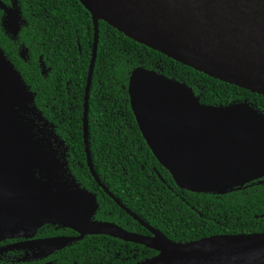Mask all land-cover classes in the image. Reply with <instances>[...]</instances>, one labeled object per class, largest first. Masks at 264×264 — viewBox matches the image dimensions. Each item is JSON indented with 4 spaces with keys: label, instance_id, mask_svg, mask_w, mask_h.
Returning a JSON list of instances; mask_svg holds the SVG:
<instances>
[{
    "label": "water",
    "instance_id": "1",
    "mask_svg": "<svg viewBox=\"0 0 264 264\" xmlns=\"http://www.w3.org/2000/svg\"><path fill=\"white\" fill-rule=\"evenodd\" d=\"M79 1L94 26L83 113L87 166L99 186L152 235L92 220L99 208L96 195L70 172L68 148L61 157L54 150L52 141L64 142L0 48V241L53 224L80 236L42 243L48 251L86 235H105L158 252L137 264H264V233L174 242L126 209L94 169L88 119L100 21L176 62L264 97V0ZM0 7L4 28L17 36L24 21L16 0L11 8L0 1ZM128 94L148 147L180 189L225 194L264 176V115L250 104L203 105L192 88L142 67L132 72Z\"/></svg>",
    "mask_w": 264,
    "mask_h": 264
},
{
    "label": "trees",
    "instance_id": "2",
    "mask_svg": "<svg viewBox=\"0 0 264 264\" xmlns=\"http://www.w3.org/2000/svg\"><path fill=\"white\" fill-rule=\"evenodd\" d=\"M19 3L24 22L13 37L0 21V48L36 94L35 104L45 119L54 124L58 138L70 147V172L77 183L96 195L97 217L115 222L121 219L122 224L118 225L126 230L144 233L141 225L123 213L103 191L87 166L83 111L94 41L91 15L79 0ZM140 67L192 88L203 105L247 102L258 111L264 105L263 96L176 62L100 21L88 119L93 165L102 184L174 242L264 233V186L257 191L255 187L242 188L252 191L248 194L232 191L221 196V200L215 198L216 194L182 192L155 158L139 129L128 94L131 74ZM207 210L223 213L224 218L218 217V221L224 224L204 223V218L195 213L206 215ZM125 245L114 237H87L64 252L70 264H137L158 254L138 246V253L127 255L121 250ZM129 247L135 249V245Z\"/></svg>",
    "mask_w": 264,
    "mask_h": 264
},
{
    "label": "flooded vegetation",
    "instance_id": "3",
    "mask_svg": "<svg viewBox=\"0 0 264 264\" xmlns=\"http://www.w3.org/2000/svg\"><path fill=\"white\" fill-rule=\"evenodd\" d=\"M0 1L3 3V5L6 8H11L12 4H13V1H15V0H0ZM16 7H18V8L20 7L19 0H16ZM5 17H6L5 8L0 7V21H1L2 24L4 23ZM23 18L24 17H22V19ZM251 106L253 108H255L253 105H251ZM256 106H258V105L256 104ZM259 108L261 109V111H259V113L264 115V105H263L262 108L261 107H259ZM83 113H84V111H83ZM50 123H52V122H50ZM38 125L40 127H42L41 123H39ZM52 125H54V124L52 123ZM48 128H49L48 129L49 131H52L51 127L48 126ZM37 129H39V128H37ZM52 144H53L54 150L56 149V151L59 153L60 157H61L62 153L65 151V148H68L67 159H68V162H69L70 147L66 143H62L64 146H61L60 142L55 143V142L52 141ZM262 186H264V176L261 177V178L255 179L253 181H250V182L246 183L244 186H241V187L235 188L233 190H230V191H228L225 194H216L214 196H215V198L217 200H221L220 197L228 195L229 192L237 191V192H242V193L248 194V193H250L252 191L245 192V191L242 190V188L246 189V188L255 187L254 191H257V190H259L258 188H260ZM184 191L185 190H183L182 192H184ZM191 193H193V192H191ZM167 194L169 196H171L170 192L167 193ZM195 194H214V193H195ZM175 195L178 196V194H175ZM116 205L122 210L123 213H125L126 215L131 217L133 220H135L138 224H140L136 219H134V217H132L130 214H128L126 210H124L122 207H120L117 203H116ZM126 209L130 210L134 215H136L138 218H140L146 224H149L154 229L160 231L159 228H156L155 226L151 225L146 220L142 219L140 216H138L136 213H134L128 207H126ZM98 211H99V208L96 211L95 215L93 216V219H92L93 221L109 222V223H113V224H116V225L122 224V223H120L122 221L121 219H120L119 222H115V221H107V220H105L103 218V216L97 217V212ZM195 213L198 214L201 218H204V223H207V224H212V223H214V224H224V222L218 221V219H219L218 217L224 218L223 217V213L211 212V210H207L206 213H205L206 215H204L203 213L198 212V211L197 212L195 211ZM120 217L122 218L123 214H120ZM193 224H195V223H193ZM118 226H120V225H118ZM120 227L123 228L122 226H120ZM141 227L144 229V231H145L144 233H136V232H132V231L126 230L125 228H123V229H125L126 231H129V232H132V233L143 235V236H151L152 235V233L148 229L144 228L142 225H141ZM160 232H162V231H160ZM79 236H80V234L78 232L72 230V229L63 228L61 226L53 225V224H43L42 226L38 227L34 232L28 233L27 235H22V236L12 237V238H5V239L1 240L0 241V264H70V262H69L70 259L68 258V256L65 254L64 251L68 247H71V245L75 244V242L70 244V245H67V246H65V247H63L61 249H57V250H54V251L53 250L48 251V250L44 249L42 243H44V242H46L48 240H51V239L76 238V237H79ZM87 237H95V238L103 237V238H106V237H111V236L86 235V236L83 237V239L77 241L76 244L81 242V241H83V240H85V238H87ZM121 241H123V240H121ZM123 242H125L127 245H125L124 247L122 246L121 250H122V252H124L127 255L133 254L135 252L138 253L139 250H140L138 248V246L145 247L143 245H140V244H137V243H133V242H126V241H123ZM130 244L131 245H135V249L134 248H130L129 247V246H131ZM145 248L150 249L148 247H145ZM150 250H152V249H150ZM135 257H136V255L133 256V258H135ZM73 264H79V262L75 261ZM94 264H96V263H94Z\"/></svg>",
    "mask_w": 264,
    "mask_h": 264
}]
</instances>
